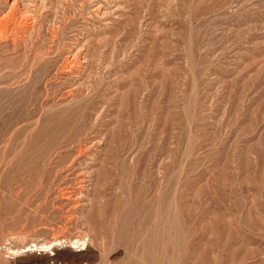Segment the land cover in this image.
<instances>
[{
  "label": "rangeland",
  "instance_id": "1",
  "mask_svg": "<svg viewBox=\"0 0 264 264\" xmlns=\"http://www.w3.org/2000/svg\"><path fill=\"white\" fill-rule=\"evenodd\" d=\"M10 6L0 264H264V0Z\"/></svg>",
  "mask_w": 264,
  "mask_h": 264
},
{
  "label": "bare ground",
  "instance_id": "2",
  "mask_svg": "<svg viewBox=\"0 0 264 264\" xmlns=\"http://www.w3.org/2000/svg\"><path fill=\"white\" fill-rule=\"evenodd\" d=\"M101 5V4H100ZM15 7V6H14ZM13 10H14V8H13V6L11 7L10 6V8H9V10L7 11V14L10 16V18H11V21L10 20H7V18H6V16L7 15H5V16H2L1 18H0V32H3V31H5V29H6V27H7V25H9V24H11V22H12V18L14 17L13 16ZM15 15V14H14ZM9 16H7L8 18H9ZM13 16V17H12ZM17 16V15H16ZM15 16V17H16ZM23 16V15H22ZM20 18V17H19ZM27 19V18H26ZM18 20V19H17ZM22 20V19H21ZM16 21V19L15 18H13V22L14 23H16L15 22ZM19 21V20H18ZM14 23H12V25H14ZM22 23V22H21ZM24 23V22H23ZM28 23V22H27ZM17 24H18V22H17ZM25 24H26V22H25ZM20 25V24H19ZM23 25V24H22ZM15 27H16V25H15ZM18 27V26H17ZM20 27V26H19ZM12 28V27H11ZM4 33V32H3ZM6 34V33H5ZM11 34V33H10ZM0 37H1V35H0ZM15 38V37H14ZM66 60V59H65ZM71 64V63H70ZM68 65V64H67ZM70 67V66H69ZM65 68V67H64ZM65 70V69H64ZM22 103V102H21ZM35 126V125H34ZM80 147V146H79ZM79 150V149H78ZM81 150V149H80ZM75 152V151H74ZM81 154V153H80ZM79 154V155H80ZM74 155V154H73ZM75 161V160H74ZM69 163V162H68ZM74 180V179H73ZM79 182V181H78ZM62 192V191H61ZM70 195V194H69ZM79 240H80V238H79ZM79 240H76L77 241V243L79 242ZM83 240V239H82ZM56 241V240H55ZM81 242V241H80ZM84 241H82L81 243L82 244H85V243H83ZM73 243V242H72ZM74 243H76V242H74ZM80 243V244H81ZM54 244V243H53ZM52 242L51 243H48V244H44V243H42V244H40V245H36L35 243L34 244H30V246L28 245V246H26V247H24L25 249L24 250H21V252H28V251H34V250H36L37 249V247H39L40 248V250H44V251H46L47 249H49L52 245ZM81 244V245H82ZM76 245V244H75ZM31 246H33V247H31ZM83 249H86V247L85 246H82V247H80V249L79 250H83ZM37 250H39V249H37ZM43 251V252H44ZM77 251V250H76ZM47 252V251H46ZM76 256V255H75Z\"/></svg>",
  "mask_w": 264,
  "mask_h": 264
}]
</instances>
